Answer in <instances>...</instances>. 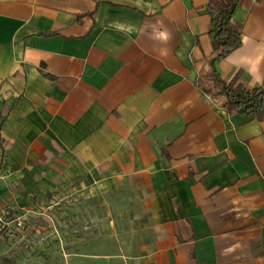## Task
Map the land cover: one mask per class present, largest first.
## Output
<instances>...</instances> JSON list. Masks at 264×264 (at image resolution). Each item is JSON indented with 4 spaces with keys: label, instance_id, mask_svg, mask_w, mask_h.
Here are the masks:
<instances>
[{
    "label": "crops",
    "instance_id": "0c3cea01",
    "mask_svg": "<svg viewBox=\"0 0 264 264\" xmlns=\"http://www.w3.org/2000/svg\"><path fill=\"white\" fill-rule=\"evenodd\" d=\"M241 1V44L216 67L264 88V0ZM207 3L0 0V137L14 168L39 160L144 214L117 226L119 264H264V120L199 86Z\"/></svg>",
    "mask_w": 264,
    "mask_h": 264
},
{
    "label": "rangeland",
    "instance_id": "374dc122",
    "mask_svg": "<svg viewBox=\"0 0 264 264\" xmlns=\"http://www.w3.org/2000/svg\"><path fill=\"white\" fill-rule=\"evenodd\" d=\"M8 113L0 106V128ZM8 142L0 137V264H119L117 226L127 235L128 224H146L144 214L112 212L113 195L94 199L77 176L50 174L39 160L14 168Z\"/></svg>",
    "mask_w": 264,
    "mask_h": 264
},
{
    "label": "trees",
    "instance_id": "16d2710c",
    "mask_svg": "<svg viewBox=\"0 0 264 264\" xmlns=\"http://www.w3.org/2000/svg\"><path fill=\"white\" fill-rule=\"evenodd\" d=\"M207 2L206 13L210 17L208 31L212 46L209 58L212 79L206 86L202 84L203 81L199 86L206 93L222 96L224 107L228 110L264 120V88L228 84L221 78L216 67L217 62L241 44L242 24L235 15L242 1L207 0Z\"/></svg>",
    "mask_w": 264,
    "mask_h": 264
},
{
    "label": "clouds",
    "instance_id": "9594fccd",
    "mask_svg": "<svg viewBox=\"0 0 264 264\" xmlns=\"http://www.w3.org/2000/svg\"><path fill=\"white\" fill-rule=\"evenodd\" d=\"M155 35L157 39L164 41V42H167L168 39L170 38V33L167 30L159 31Z\"/></svg>",
    "mask_w": 264,
    "mask_h": 264
}]
</instances>
